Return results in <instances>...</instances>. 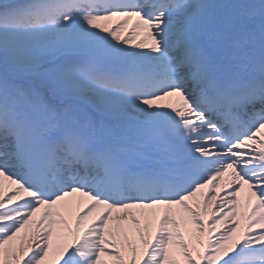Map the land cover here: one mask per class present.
<instances>
[{
	"label": "snow or ice",
	"instance_id": "snow-or-ice-1",
	"mask_svg": "<svg viewBox=\"0 0 264 264\" xmlns=\"http://www.w3.org/2000/svg\"><path fill=\"white\" fill-rule=\"evenodd\" d=\"M0 264H264V0H0Z\"/></svg>",
	"mask_w": 264,
	"mask_h": 264
}]
</instances>
